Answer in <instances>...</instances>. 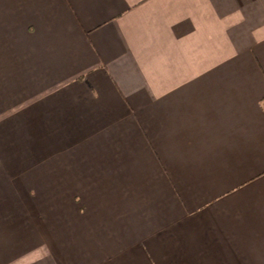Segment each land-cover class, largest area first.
Segmentation results:
<instances>
[{
	"label": "crops",
	"instance_id": "0c3cea01",
	"mask_svg": "<svg viewBox=\"0 0 264 264\" xmlns=\"http://www.w3.org/2000/svg\"><path fill=\"white\" fill-rule=\"evenodd\" d=\"M0 264H264V0H0Z\"/></svg>",
	"mask_w": 264,
	"mask_h": 264
}]
</instances>
